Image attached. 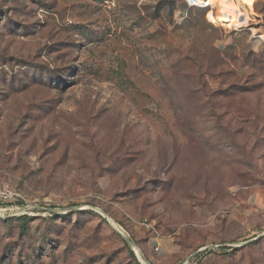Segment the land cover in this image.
Wrapping results in <instances>:
<instances>
[{
    "label": "rangeland",
    "instance_id": "rangeland-1",
    "mask_svg": "<svg viewBox=\"0 0 264 264\" xmlns=\"http://www.w3.org/2000/svg\"><path fill=\"white\" fill-rule=\"evenodd\" d=\"M240 4L0 0V264H264V0Z\"/></svg>",
    "mask_w": 264,
    "mask_h": 264
},
{
    "label": "bare ground",
    "instance_id": "bare-ground-1",
    "mask_svg": "<svg viewBox=\"0 0 264 264\" xmlns=\"http://www.w3.org/2000/svg\"><path fill=\"white\" fill-rule=\"evenodd\" d=\"M205 5H212V9L208 11L209 18L214 23H225L228 26H240L242 24L241 14L243 7L240 0H200ZM209 2L211 4H209ZM216 7L215 6V4ZM217 8V13H216Z\"/></svg>",
    "mask_w": 264,
    "mask_h": 264
},
{
    "label": "built area",
    "instance_id": "built-area-1",
    "mask_svg": "<svg viewBox=\"0 0 264 264\" xmlns=\"http://www.w3.org/2000/svg\"><path fill=\"white\" fill-rule=\"evenodd\" d=\"M184 1L188 7H198V8L206 9L208 19L211 22H213L211 20V18H209V15H208V11L212 9V5H205L204 6V4L201 3L200 0H184ZM14 198H16V194L12 190H4V191L0 192V201H2V202H11L12 200H14ZM119 228H120V230L122 229L121 227H119Z\"/></svg>",
    "mask_w": 264,
    "mask_h": 264
},
{
    "label": "water",
    "instance_id": "water-1",
    "mask_svg": "<svg viewBox=\"0 0 264 264\" xmlns=\"http://www.w3.org/2000/svg\"><path fill=\"white\" fill-rule=\"evenodd\" d=\"M76 208H78L77 206H76ZM64 209H66V208H59L58 210H60V211H63ZM111 224L113 225V227L119 232V233H121L122 234V236H123V238H124V240L127 242V244L131 247V248H133L135 251H137L140 255H141V258L143 259V261L145 260L146 262H148L147 261V258L145 257V255L143 254V252L138 248V246L129 238V236H127L126 234H124L120 229H119V227L118 226H116L114 223H112L111 222Z\"/></svg>",
    "mask_w": 264,
    "mask_h": 264
},
{
    "label": "trees",
    "instance_id": "trees-1",
    "mask_svg": "<svg viewBox=\"0 0 264 264\" xmlns=\"http://www.w3.org/2000/svg\"><path fill=\"white\" fill-rule=\"evenodd\" d=\"M23 222H22V230L25 231L27 223H28V216L24 215L22 216Z\"/></svg>",
    "mask_w": 264,
    "mask_h": 264
}]
</instances>
